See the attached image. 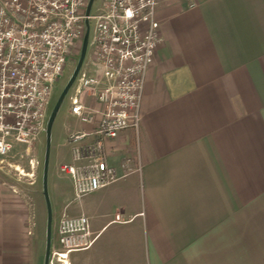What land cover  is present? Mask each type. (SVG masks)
I'll return each instance as SVG.
<instances>
[{"label":"crops","instance_id":"0c3cea01","mask_svg":"<svg viewBox=\"0 0 264 264\" xmlns=\"http://www.w3.org/2000/svg\"><path fill=\"white\" fill-rule=\"evenodd\" d=\"M158 4L140 130L106 148L119 179L79 199L68 175L55 185L57 236L64 216H86L94 239L67 264H264V0ZM5 190L0 264H35Z\"/></svg>","mask_w":264,"mask_h":264},{"label":"built area","instance_id":"2783aa9c","mask_svg":"<svg viewBox=\"0 0 264 264\" xmlns=\"http://www.w3.org/2000/svg\"><path fill=\"white\" fill-rule=\"evenodd\" d=\"M89 2L0 0V158L27 159L32 175L53 89L83 45L87 24L93 30L96 69L80 71L71 87V113L88 129L69 136L72 162L61 166L77 199L119 179L106 148L122 132L140 130L147 73L162 42L158 0H102L87 14ZM58 236L49 264L94 242L86 216H64Z\"/></svg>","mask_w":264,"mask_h":264},{"label":"rangeland","instance_id":"374dc122","mask_svg":"<svg viewBox=\"0 0 264 264\" xmlns=\"http://www.w3.org/2000/svg\"><path fill=\"white\" fill-rule=\"evenodd\" d=\"M101 3L102 0H95L93 10H97L101 6ZM92 37L93 30L91 31L90 41ZM82 48L83 45L76 50L63 76L53 89L47 111L45 129L35 144L32 156L39 162L35 175L31 174L27 159L23 160L21 157L0 158V185L6 189L4 191L5 194L12 195L18 201L19 207H23L21 210L25 211L23 212L25 217H22L20 216L22 214L21 210L18 209L20 224L22 223V218H24L25 237L22 239L25 244L29 242L30 255L35 259V264H38V262L41 264L46 263L49 238L51 241V251L60 248L59 237L54 228L59 220L62 208L59 206L61 205V199L58 200L56 198L55 185L57 181L63 186L69 185V180L61 172L62 165L72 162V149L67 134L69 128L73 129L81 125L80 120L71 113L73 90L70 89L61 102L60 98L78 66ZM95 69L93 47L88 45L87 55L81 72L92 75ZM55 110V118L50 134H48L47 127L49 120L52 118ZM48 152L46 197L44 193V180L45 162ZM70 158L71 161L69 162ZM17 167L24 169V173L21 174L17 171ZM14 209L17 210V208ZM49 209L52 213L51 228L49 227ZM8 243L9 240H4L2 248L6 249V252L10 248ZM55 246H57V249ZM28 247L26 248L28 249ZM54 263L58 264L56 261Z\"/></svg>","mask_w":264,"mask_h":264},{"label":"water","instance_id":"95a60500","mask_svg":"<svg viewBox=\"0 0 264 264\" xmlns=\"http://www.w3.org/2000/svg\"><path fill=\"white\" fill-rule=\"evenodd\" d=\"M95 0H90L89 2V6H88V10H87V14L90 13L92 6L94 4ZM87 32L83 41V48H82V52H81V57L78 63V66L74 72V75L72 77V79L70 80L69 84L67 85V87L65 88L61 98H60V102L63 100V98L68 94L69 90L71 89V87L73 86L78 74L80 73L82 66L84 64L86 55H87V50H88V43H89V35H90V30H89V24H87ZM55 114H56V110L52 116V118H50L49 120V124H48V134H50L51 128H52V124L55 118ZM48 157H49V152L47 153V158H46V162H45V180H44V193L45 196L47 197V187H46V180H47V174H48ZM49 227H52V213L49 209ZM50 256H51V241L49 238L48 241V249H47V256H46V263L45 264H49L50 261Z\"/></svg>","mask_w":264,"mask_h":264},{"label":"bare ground","instance_id":"6f19581e","mask_svg":"<svg viewBox=\"0 0 264 264\" xmlns=\"http://www.w3.org/2000/svg\"><path fill=\"white\" fill-rule=\"evenodd\" d=\"M67 264V257L65 259L62 260V262L60 264Z\"/></svg>","mask_w":264,"mask_h":264}]
</instances>
